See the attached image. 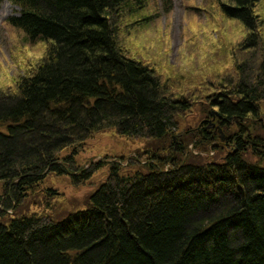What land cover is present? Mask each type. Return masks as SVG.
<instances>
[{"label": "trees", "instance_id": "obj_1", "mask_svg": "<svg viewBox=\"0 0 264 264\" xmlns=\"http://www.w3.org/2000/svg\"><path fill=\"white\" fill-rule=\"evenodd\" d=\"M8 1L20 13L7 24L48 49L16 95L0 94V264H264V58L238 66L233 89L211 100L232 149L220 161L195 160L188 143L221 150L219 136L204 124L174 136L189 106L119 45L122 19L153 0ZM259 1L220 7L248 31L247 50L260 46ZM108 129L155 143L145 160L125 162L124 175L121 163L108 165L84 211L58 222L7 216L47 174L90 179L96 165L75 167L76 148Z\"/></svg>", "mask_w": 264, "mask_h": 264}, {"label": "rangeland", "instance_id": "obj_2", "mask_svg": "<svg viewBox=\"0 0 264 264\" xmlns=\"http://www.w3.org/2000/svg\"><path fill=\"white\" fill-rule=\"evenodd\" d=\"M222 3L225 0H167L166 3L153 0L134 19L126 16L117 26L119 45L125 56L152 69L167 93L189 106L177 115L178 128L174 136L196 133L202 124L214 135H224V140L218 141L221 150H214L213 145L207 150H196L194 144L188 143V150L195 155V160L212 158L220 161L232 149L227 146L226 150L223 146L227 140L224 131H216L219 128L215 117L218 111L210 108L211 100L233 89L239 78L238 66L252 64L255 69L264 58V0L253 9L260 46L248 50L243 48L248 31L222 14ZM19 13L18 6L0 0L2 95H16L18 84L35 72L48 49V44L31 41L23 31L7 24L9 18H18ZM134 20L138 22L130 25ZM255 73L256 76L259 74L258 69ZM260 115L264 121V103L260 104ZM154 143L141 138L120 137L113 129L92 134L76 148L77 154L73 158L77 168L87 170L96 165L90 179L75 182L73 175L47 174L41 183L25 193L18 209L7 216L36 215L58 222L70 214L84 211L90 196L106 182L108 165L121 163L124 175L130 171L125 162L137 155L145 160L144 155H148ZM73 150L63 151L61 158H67ZM0 195H3L1 184Z\"/></svg>", "mask_w": 264, "mask_h": 264}, {"label": "water", "instance_id": "obj_3", "mask_svg": "<svg viewBox=\"0 0 264 264\" xmlns=\"http://www.w3.org/2000/svg\"><path fill=\"white\" fill-rule=\"evenodd\" d=\"M219 132L221 133V131L219 130ZM221 140H223V136H221Z\"/></svg>", "mask_w": 264, "mask_h": 264}]
</instances>
